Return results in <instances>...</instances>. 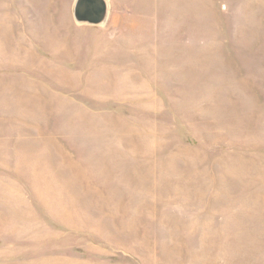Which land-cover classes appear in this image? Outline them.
I'll use <instances>...</instances> for the list:
<instances>
[{
  "label": "rangeland",
  "instance_id": "374dc122",
  "mask_svg": "<svg viewBox=\"0 0 264 264\" xmlns=\"http://www.w3.org/2000/svg\"><path fill=\"white\" fill-rule=\"evenodd\" d=\"M0 0V264H264V0Z\"/></svg>",
  "mask_w": 264,
  "mask_h": 264
},
{
  "label": "water",
  "instance_id": "95a60500",
  "mask_svg": "<svg viewBox=\"0 0 264 264\" xmlns=\"http://www.w3.org/2000/svg\"><path fill=\"white\" fill-rule=\"evenodd\" d=\"M107 16L106 0H76L74 17L80 22L100 23Z\"/></svg>",
  "mask_w": 264,
  "mask_h": 264
}]
</instances>
